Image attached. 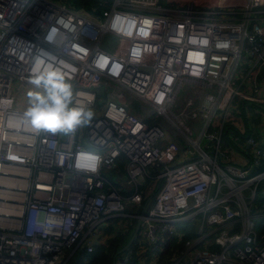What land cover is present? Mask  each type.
Listing matches in <instances>:
<instances>
[{
	"label": "built area",
	"instance_id": "built-area-1",
	"mask_svg": "<svg viewBox=\"0 0 264 264\" xmlns=\"http://www.w3.org/2000/svg\"><path fill=\"white\" fill-rule=\"evenodd\" d=\"M159 1L100 0L90 12L60 0H0V264H67L77 251L90 264L102 226L145 200V179L158 185L134 215L141 253L152 244L163 252L185 236L179 223L199 219L181 264H264V213L255 208L264 170L254 172L264 162V123L258 139L231 118L250 121L253 109L264 122V0ZM49 71L71 84L74 107L100 104L68 135L37 133L24 118L29 92L23 105L15 99V83L42 92L32 78ZM184 84L193 96L176 114ZM126 92L172 117L173 136L160 120L146 123ZM224 139L243 140L246 165L232 162ZM110 170L125 175L120 188L104 177Z\"/></svg>",
	"mask_w": 264,
	"mask_h": 264
},
{
	"label": "rangeland",
	"instance_id": "rangeland-1",
	"mask_svg": "<svg viewBox=\"0 0 264 264\" xmlns=\"http://www.w3.org/2000/svg\"><path fill=\"white\" fill-rule=\"evenodd\" d=\"M60 1L65 2L72 9H83L84 8L85 10H87L84 6V3L79 4V3H76L74 0H60ZM99 1L100 0H92V3H93L91 5L92 8L93 7L98 8L100 5ZM188 1H191V0H160L159 2H160V5L162 6L176 8V7H181L182 5H185V3ZM194 1H196L199 4H202V6L207 7L206 5H213L215 3H222V2H227V3L232 2V4H240L241 2L243 3L246 0H194ZM211 7L214 8V6H211ZM110 39L111 37L106 38V40H110ZM13 90H14L16 102H20V103H22V101L24 100L23 92L27 91L30 93V91H28L29 89L25 85L19 84V83L14 84ZM99 92H101V94L98 93V96H102L103 98L105 94V90L100 89ZM34 93H37V92H34ZM126 94L128 98L130 99L132 108L142 113V115L144 116V121L146 123H152L157 120H160L164 124V127L167 131L168 136L169 137L173 136L175 127L172 122L174 121L172 117L170 118L163 117V116L159 117L156 114H152L151 109L148 107L145 108V110H143L140 107L141 103L136 96H133L132 94L128 92H126ZM177 95L178 96H177V101H176V107L172 109V111L176 114L179 113L183 108V101H184L183 99L187 96H193L192 87L189 84L182 85ZM200 96L201 95L197 96V100L200 98ZM99 105H100L99 101L97 100L95 107ZM95 107L91 109L94 110ZM23 108H24V105H23ZM140 108L143 111H141ZM249 116H250L249 119L252 122V124L257 123V119H256L257 115L256 113H254L253 109L249 110ZM231 118H234V121L238 120L239 118L243 120L244 122L248 121V118L241 112L236 113V115H233ZM260 118H262L263 120V114L261 115ZM188 124L194 127H199V121L194 122V121L189 120ZM178 132L182 135V133L179 130ZM194 137L195 135H193V138ZM175 140H178V138H175ZM179 143L182 145L181 141H179ZM227 143L229 144V142ZM103 175L116 188H120L121 181L125 179V175L123 176V178H120L116 170H110L107 172H103ZM157 185H158V181L153 182L152 184V182H150V179H145V183L143 184V186L139 187V191L145 190V199L148 197L150 198L155 192ZM258 201L259 199L256 201V205ZM151 202H152V198L149 199L146 206L148 207L151 204ZM144 203L145 202L143 200L141 206L139 207H135L132 204L128 203L127 208L125 210V214H126L125 216L112 218L108 220L107 225L104 226L98 233L99 235L98 244L95 246L94 252L92 253V255H90L93 258L90 264H105L101 259H99V257H101L102 254L107 255V258L112 256V259H111V264H112L113 258L116 255V252L120 248H122L130 239V236H129L130 233H128L127 231H131L133 227L135 226L137 219L134 217V215L141 213L142 205H144ZM199 226H200L199 219H196L190 222L179 223L178 229L181 231H184L185 236L182 237L181 241H178V239L174 240L170 238L169 242H167L168 244L166 243L165 245H162L163 252L160 251L161 245L154 246L152 244L150 245V249L148 251H146L145 253H141V249L139 245L142 244L141 243L142 240L137 238L134 242L135 247L131 246L132 245L131 244L130 247L127 248L124 252L118 254L116 256V262L117 264H121L124 259H127V262H124L123 264H127V263L128 264H167V263L173 264L174 262H177L176 264H181V262L185 258L189 257V254L185 253L186 246L184 244V241L187 238L188 233L190 231L192 232L198 231ZM204 230H207V228L205 227ZM198 248H201V247H198ZM210 249L219 251L220 248L216 245H213L212 247H210ZM71 251H72V248L70 247L65 248L64 255H66L67 257ZM80 252L81 251H77L71 257V259L68 261L67 264H74L76 263V260H79L80 263H83V256H81ZM64 259L65 257H63V260ZM118 261L121 263H119Z\"/></svg>",
	"mask_w": 264,
	"mask_h": 264
},
{
	"label": "clouds",
	"instance_id": "clouds-1",
	"mask_svg": "<svg viewBox=\"0 0 264 264\" xmlns=\"http://www.w3.org/2000/svg\"><path fill=\"white\" fill-rule=\"evenodd\" d=\"M55 35L50 30L47 39L54 40ZM32 83L42 92L29 93L24 118L37 133L68 135L93 120L94 111L90 107L73 106L72 86L61 73L41 72L32 78Z\"/></svg>",
	"mask_w": 264,
	"mask_h": 264
},
{
	"label": "crops",
	"instance_id": "crops-1",
	"mask_svg": "<svg viewBox=\"0 0 264 264\" xmlns=\"http://www.w3.org/2000/svg\"><path fill=\"white\" fill-rule=\"evenodd\" d=\"M228 3H232V2H228ZM262 75L264 77V73H262ZM20 104L23 105V103H20ZM24 108H26V107H24ZM256 110H257V108H256ZM256 115H257V117H256L257 123H253L252 124L251 121H246L244 126L246 128V133L247 134H252L256 138L261 139L262 136H263L262 133H261V129H262V124L264 122H263L262 118H260L262 114L259 115V114L256 113ZM232 121H230V122H232ZM231 124L233 125V123H231ZM227 130H228V132L226 134L234 133V130L232 129V126H231L230 129H227ZM227 142H229V144ZM224 143H225V146H227L229 148V152H230V155H231L232 162H234V163H236L238 165H244V164L246 165L248 156H247V154L245 155V153L243 151V149H244L243 148V140L241 139L237 143H232L229 140L226 141V139H224ZM262 170H264V162L262 163V165L260 167L256 168L254 172L262 171ZM261 189H264V188H261ZM136 224H137V222H136ZM136 224L133 227L134 230H135ZM102 227H104V225ZM133 229L131 231H127L128 233H130L129 234L130 237H131V235L134 232ZM133 242H135V240Z\"/></svg>",
	"mask_w": 264,
	"mask_h": 264
},
{
	"label": "trees",
	"instance_id": "trees-1",
	"mask_svg": "<svg viewBox=\"0 0 264 264\" xmlns=\"http://www.w3.org/2000/svg\"><path fill=\"white\" fill-rule=\"evenodd\" d=\"M76 3H84V6H85V8L88 10V11H93V10H95V11H98L99 9H101V6L99 5V7L98 8H92V0H74ZM230 127H228V129H229ZM260 188H264V181L261 183V186H260ZM148 198H146L145 200H144V202L147 200ZM255 208L256 209H258V210H260V211H263L264 212V197L263 198H259V201H258V203H257V205L255 206ZM259 230L261 231V232H263L264 233V218H262V220L259 222ZM193 233L191 232V233H188V235L190 236V235H192ZM169 242V241H168ZM168 244V243H167ZM131 246H134L135 247V244H134V242H132V245ZM168 246V245H167ZM97 259V258H96ZM99 259H101L105 264H111V259H112V256L111 257H108L107 258V255H101V257H99ZM80 263V261L79 260H76V264H79ZM128 264V263H127Z\"/></svg>",
	"mask_w": 264,
	"mask_h": 264
},
{
	"label": "water",
	"instance_id": "water-1",
	"mask_svg": "<svg viewBox=\"0 0 264 264\" xmlns=\"http://www.w3.org/2000/svg\"><path fill=\"white\" fill-rule=\"evenodd\" d=\"M150 198H151V197H150ZM150 198L148 197V199L145 201V203H144V205H143V208H142V211H141V215L144 213V210H145L146 205H147V203H148V201H149ZM139 228H140V221L138 220V221H137V224H136V227H135V230H134V232H133V234L131 235V237H130V239L128 240V242H127L122 248H120V249L116 252V255H115L114 258H113V262H112V264H116V256H117L118 254L124 252L127 248L130 247V245L132 244V242L135 240V237H136V234L138 233Z\"/></svg>",
	"mask_w": 264,
	"mask_h": 264
}]
</instances>
